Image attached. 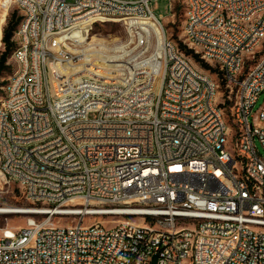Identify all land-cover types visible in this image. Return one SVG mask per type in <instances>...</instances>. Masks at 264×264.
<instances>
[{"label":"built area","instance_id":"2783aa9c","mask_svg":"<svg viewBox=\"0 0 264 264\" xmlns=\"http://www.w3.org/2000/svg\"><path fill=\"white\" fill-rule=\"evenodd\" d=\"M33 1L14 0V7L23 17ZM153 1L41 0L33 19H22L14 39L46 33L49 46H31L33 61L45 58L38 80L10 78L9 108L19 124L0 118V173L36 207L26 228L0 227V264H264V156L257 147L259 140L264 150V124L250 123L264 93V49L251 56L254 42L264 41V0H191L183 40L200 63L211 57L224 99L214 100L212 79L192 73L165 36L157 73L152 65L126 82H100L103 107L90 96L88 107L65 103L71 88L60 65L71 57L57 60L55 26L155 19L163 29ZM248 17L256 25L247 26ZM42 86L47 96H38ZM104 98L115 101L116 116L106 115ZM218 102L231 124H219ZM76 110H84L81 122H74ZM132 110L141 117L129 120ZM111 217L123 221L111 224Z\"/></svg>","mask_w":264,"mask_h":264},{"label":"rangeland","instance_id":"374dc122","mask_svg":"<svg viewBox=\"0 0 264 264\" xmlns=\"http://www.w3.org/2000/svg\"><path fill=\"white\" fill-rule=\"evenodd\" d=\"M184 1L185 0H173V2L172 0H155L151 3V10L156 16H162L161 24L165 32L164 38L166 36L168 40L174 41L179 49L186 54L182 46L186 47L188 50L192 49L186 45L183 40L185 38L183 29L185 28L187 13L186 1L185 3ZM3 6L4 8L1 7L0 0V21L4 16L2 36H0V58L5 52V45L3 43L4 29L14 13L22 17V13L14 7L13 0H3ZM137 22L138 20H131V23L128 21L125 24L124 21L119 20L106 22L98 20L92 24L90 29L91 38H96L94 46H89L91 40L89 43L83 44L80 42L74 46H67V42L62 44V51L65 52V55L57 53V60H64L66 57H71L70 64H67L65 67L62 64L60 65L64 71L66 69L69 87L76 93V95L73 94L70 97L73 103L75 102V104L71 106L81 105L82 107L86 104L89 96L90 99H101L102 94H100V90H98L100 82L102 84L126 82L142 70L152 67V65L156 67L158 63H161L162 57L164 56L163 47H161L162 42L157 40L154 31L144 32L137 26ZM159 26L158 28H160ZM63 37L64 35L58 36V38ZM51 39H57V37ZM260 50L262 49L258 50L256 56H260ZM186 57L192 60L194 66L198 70H201L200 72L208 74L219 81L217 76H213L209 70L202 67V62H196L193 55L186 54ZM5 66L6 69L0 76V104L6 96V87L11 82L10 78H14L19 70V68L15 67H20L19 63L12 58V55L8 57ZM90 69H96V71H98L96 72L97 75L102 76L92 74V70ZM81 76H85L86 84L85 81L81 79ZM52 78L54 79V83L59 85L60 88L67 86V80L60 71H52ZM158 82L159 79L155 78L156 85ZM88 86L92 87L87 88ZM219 92V99H224V91H222L221 87ZM105 99L109 100V98ZM66 103L72 102L69 101ZM263 105L264 93L261 94L259 100L252 109L250 123L260 124L257 118ZM77 116L80 115H74V117ZM257 147L264 156V150L259 140H257ZM35 207V204L25 199L17 184L6 182L0 174V209H12L17 211L13 214H0V227L9 225L10 227L26 228L27 221L30 218L29 213H31ZM92 221L91 218H87L85 223L90 224ZM106 221H110L111 224L113 222L118 223L119 221H123V218L111 217L106 218ZM59 222L60 220L57 218L55 223L58 224ZM69 222L72 223V220H69Z\"/></svg>","mask_w":264,"mask_h":264},{"label":"bare ground","instance_id":"6f19581e","mask_svg":"<svg viewBox=\"0 0 264 264\" xmlns=\"http://www.w3.org/2000/svg\"><path fill=\"white\" fill-rule=\"evenodd\" d=\"M185 1L187 7L185 25H189L190 13L192 11V1L191 0H185ZM40 7H41V0H34L33 8H25V11L23 12L24 21H30L31 19H33L34 8H40ZM94 10H101V1H94ZM3 19L4 16L1 18L0 21V36H2V25L4 22ZM98 20L101 19L92 18L89 19V24L84 23L81 27L70 26L67 29H63V26H55V32H50V39L57 37V33L58 36L64 35L63 38H58L57 53L60 55H65V52L62 51L63 49L62 44L64 42H67V46H74L80 42L83 44L89 43L91 40L89 46H94L95 45L94 42H96V38L95 37L91 38L90 29L92 24ZM131 20H138L137 26H139L144 32L154 31L157 40H159V42H162L161 47H163L164 32L163 29L159 26V22L157 20L155 19H147V20L131 19ZM156 24L160 28H158ZM254 25H256V17H248L247 26H254ZM196 33H203V26H196ZM184 35H185V39H188L187 31H184ZM15 42H16V49L13 54V58L19 63L20 68L15 74L14 79H18L19 84H26L27 81L35 82L36 80L39 79V77H41L42 68H45V58H38L37 62L33 61V54L30 53L31 46L41 47V52H48L49 37L46 33H38L35 34L34 36L19 37L15 39ZM263 44L264 41H255L254 48L251 49V56H256L258 50L262 49ZM204 60L211 63V57H204ZM184 63L186 64V66H192V73H199V70L194 66L192 60H190L186 56H184ZM23 65H25V67H23ZM159 66L160 63H158V66L156 65V67L153 68L155 73H157L156 70ZM96 72H98L96 71V69L92 70V74L97 75ZM97 76H102V75H97ZM200 78L212 79L214 100H220L219 89L221 86L219 82L214 78H212L211 76H209L208 74L202 72H200ZM157 79H159L158 76ZM91 87L92 86H88L87 88H91ZM61 88H67V86ZM12 90H13V83L11 81L6 87V96L2 101V103L0 104V118H3L5 124H19L18 115H16V113L14 112H11V108H9L8 100L12 96ZM17 93H24V86H17ZM48 93H49V86L39 87L38 96H47ZM73 94L76 95L75 91H73L72 89L65 90V103L70 101L72 102L71 105L75 104V102L73 103V101L70 99L71 95ZM90 100L92 102V106L103 107L102 98L97 100L96 99H90ZM88 106H89V98L86 104H84L82 107H88ZM104 107H106L107 116H116L115 101H112V98H109V100L108 99L106 100L104 98ZM253 107L254 106L251 107V112ZM75 115H80V116L74 117V122H81V120L84 119V116H82L84 115V110H76ZM258 115L259 116L257 119H259V123L264 124V105L262 106L260 113ZM136 117H141V110H132V113H129V120H136ZM218 119H219V124H231L230 117L227 116L225 102H218ZM16 212H17L16 210H12V209H0L1 215L13 214Z\"/></svg>","mask_w":264,"mask_h":264},{"label":"trees","instance_id":"16d2710c","mask_svg":"<svg viewBox=\"0 0 264 264\" xmlns=\"http://www.w3.org/2000/svg\"><path fill=\"white\" fill-rule=\"evenodd\" d=\"M184 3H185V1H184ZM22 19L24 21V17H19V16H17L16 13H14L12 15L11 19L9 20L6 28L4 29L3 43L5 45V52L2 54V56L0 58V76L2 75L3 71L6 69V66L5 65H6V62H7L8 57L10 55H12V58H13V54H14L15 49H16V42H15V39L14 38H15L16 31H17L20 23L22 22ZM183 33H184V31H183ZM182 47L185 49L187 55H193V57L195 58L196 62H199L200 61L199 60V57L197 55H195L192 50H188L184 46H182ZM263 49H264V44L262 46V50ZM204 63H207V64H204ZM204 63L202 64V67L204 69H206V70H210L211 67L208 64H211V63H209L206 60H204ZM210 72L213 75V72L212 71H210ZM217 77H218V80H219V76H217ZM218 82H219V84L221 86L222 91L224 90V97H225V89L222 88L221 81H218Z\"/></svg>","mask_w":264,"mask_h":264},{"label":"water","instance_id":"95a60500","mask_svg":"<svg viewBox=\"0 0 264 264\" xmlns=\"http://www.w3.org/2000/svg\"><path fill=\"white\" fill-rule=\"evenodd\" d=\"M156 262H157V258L154 259V263L153 264H156Z\"/></svg>","mask_w":264,"mask_h":264}]
</instances>
